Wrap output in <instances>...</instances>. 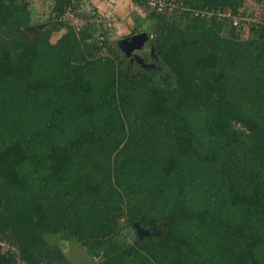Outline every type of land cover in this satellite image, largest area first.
Instances as JSON below:
<instances>
[{
    "label": "trees",
    "instance_id": "1",
    "mask_svg": "<svg viewBox=\"0 0 264 264\" xmlns=\"http://www.w3.org/2000/svg\"><path fill=\"white\" fill-rule=\"evenodd\" d=\"M70 1L0 0V264H264L263 15L133 0L144 68Z\"/></svg>",
    "mask_w": 264,
    "mask_h": 264
},
{
    "label": "rangeland",
    "instance_id": "2",
    "mask_svg": "<svg viewBox=\"0 0 264 264\" xmlns=\"http://www.w3.org/2000/svg\"><path fill=\"white\" fill-rule=\"evenodd\" d=\"M128 1H130L131 6L129 5ZM122 3L126 7L130 6L133 9L132 11H131V9L130 10L124 9L121 13H119V12L117 13V15H118L117 17L127 19V20H125V25L119 24L117 22V25H115L113 30H112L113 24L111 21L107 20L108 14L106 15V17H104L102 12L98 11V13H97V10L89 9L87 12H85L83 14V16H81L79 22L76 23V25H75L76 28L83 26L87 22V20L91 21V23H93L95 25L97 24V26H100L102 24L103 33H102V37H100V40H103L106 38H109L111 40L112 39L118 40L119 38H121L125 34V32L128 33V31H129V34L132 33L133 29L135 27H137V25L139 24V23H137V21H135V17H137L138 15H141L142 18H144L149 13H151V9H149L145 5H143V6L137 5V3H134L133 0H125V1L122 0ZM51 5H52L51 0H33L32 8L34 9L33 13L35 14V18H36L37 22H43L44 23V22H47L49 20L50 11L52 9ZM247 8L250 9L249 13H252L251 11H254V15L261 14L264 17V5L257 7V6H255V3H253L252 0H248ZM94 12L96 14H94ZM108 16H110V15H108ZM42 26H44V25H42ZM123 26H125V28H126V26H128L126 31H124ZM131 27H132V29H131ZM108 29H109L108 35H105L104 32L107 31ZM38 31L39 30H34V31L29 30V34L31 37H34L38 33ZM62 35H63V32L55 33L53 35L52 41L53 42L57 41ZM150 39H153V38L150 37ZM142 67L145 68V66H142ZM2 248H3V251H8L10 249V247L6 243L2 244ZM74 250H75V248H71L68 251H70V252L72 251V253H69V255L75 264H82L84 261H86V257L81 256V254L78 251H74ZM79 261H81V262H79ZM91 263H93V262H91V261L84 262V264H91Z\"/></svg>",
    "mask_w": 264,
    "mask_h": 264
},
{
    "label": "water",
    "instance_id": "3",
    "mask_svg": "<svg viewBox=\"0 0 264 264\" xmlns=\"http://www.w3.org/2000/svg\"><path fill=\"white\" fill-rule=\"evenodd\" d=\"M42 26L30 27L29 30H40ZM147 35L146 34H136L129 37L120 39L117 43L121 53L125 56L126 59H129L133 63L149 68L150 66L145 63V60L136 54L137 51L143 49L146 46ZM140 236H144L146 231L141 227H137Z\"/></svg>",
    "mask_w": 264,
    "mask_h": 264
},
{
    "label": "built area",
    "instance_id": "4",
    "mask_svg": "<svg viewBox=\"0 0 264 264\" xmlns=\"http://www.w3.org/2000/svg\"><path fill=\"white\" fill-rule=\"evenodd\" d=\"M89 1L90 0H71L68 4L65 5L64 13L61 15L60 21L65 23H70L75 26L76 23H78L79 17L90 9ZM142 1L146 2V4L154 8L160 5V2L157 0H142ZM94 14L96 13L94 12ZM223 16L229 19L230 21H232L235 26L241 25L240 24L241 18L239 17L236 18L231 13H226ZM151 38L153 37L151 36Z\"/></svg>",
    "mask_w": 264,
    "mask_h": 264
},
{
    "label": "crops",
    "instance_id": "5",
    "mask_svg": "<svg viewBox=\"0 0 264 264\" xmlns=\"http://www.w3.org/2000/svg\"><path fill=\"white\" fill-rule=\"evenodd\" d=\"M123 1H125V0H123ZM89 2H90V9L97 10V13H98V11L102 12L104 17H106L107 14L110 15V16L107 15V20L112 22L113 28L115 25H117V22L119 24L125 25V20H127L126 18L124 19L121 17H117L118 12L121 13L124 9H126V10L131 9V11L133 10L132 7H130L131 6L130 1H128L130 6H127V7L122 3V0H90ZM137 5H139V4H137ZM137 18H142V16L138 15L137 17H135V21ZM123 27H124V31H126L128 26H126V28H125V26H123ZM131 29H132V27H131ZM133 31H136V27L133 29ZM130 34H129V31H128V33L125 32V34L121 37V39H123L125 36L129 37L128 35H130Z\"/></svg>",
    "mask_w": 264,
    "mask_h": 264
},
{
    "label": "flooded vegetation",
    "instance_id": "6",
    "mask_svg": "<svg viewBox=\"0 0 264 264\" xmlns=\"http://www.w3.org/2000/svg\"><path fill=\"white\" fill-rule=\"evenodd\" d=\"M136 54H138L139 56H141L145 60V62L147 60H150L151 53H150V50H149V47L148 46H145L143 49L137 51Z\"/></svg>",
    "mask_w": 264,
    "mask_h": 264
}]
</instances>
